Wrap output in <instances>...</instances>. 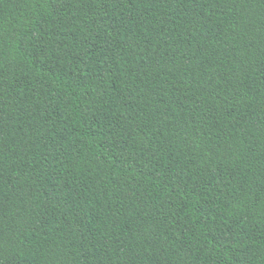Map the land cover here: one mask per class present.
<instances>
[{
  "label": "trees",
  "instance_id": "1",
  "mask_svg": "<svg viewBox=\"0 0 264 264\" xmlns=\"http://www.w3.org/2000/svg\"><path fill=\"white\" fill-rule=\"evenodd\" d=\"M0 264H264V0H0Z\"/></svg>",
  "mask_w": 264,
  "mask_h": 264
}]
</instances>
